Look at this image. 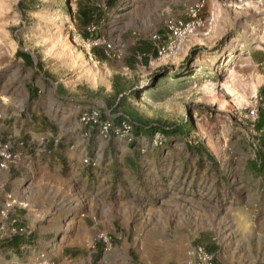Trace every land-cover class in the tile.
<instances>
[{"label":"rangeland","instance_id":"obj_1","mask_svg":"<svg viewBox=\"0 0 264 264\" xmlns=\"http://www.w3.org/2000/svg\"><path fill=\"white\" fill-rule=\"evenodd\" d=\"M196 1L201 24L158 55L150 34L187 21ZM17 2L0 0V264H198L197 246L209 264H264V124L255 126L264 111V0H24L25 10ZM107 42L117 54H104ZM251 106L255 119L244 116ZM90 107L111 126L127 115L136 139L89 127L96 202L73 195L79 213L56 227L30 217L18 225L29 231L24 245L9 250L24 209L14 197L27 187L15 178L29 177L25 144L64 135ZM152 127L161 142L140 152ZM119 196L123 205L112 201ZM111 204L123 215L103 218Z\"/></svg>","mask_w":264,"mask_h":264},{"label":"crops","instance_id":"obj_2","mask_svg":"<svg viewBox=\"0 0 264 264\" xmlns=\"http://www.w3.org/2000/svg\"><path fill=\"white\" fill-rule=\"evenodd\" d=\"M77 114L78 110L75 115ZM38 122V120L36 123L32 122V126L39 124ZM42 122L45 124V120ZM67 123L69 125H66L65 131L67 132L64 135L56 134L51 139L44 136V141L43 139L40 140L41 145L39 147L33 145L32 140L27 141L25 144L23 155L29 177L27 182L22 178L20 180L15 178L16 181L27 184L25 196L22 197L16 194L14 197L15 201L20 203L18 206L24 208L23 214L20 215L21 219L20 217L16 218L17 225L15 226L17 227H20L18 226L19 224L27 226L26 222L30 217V223L34 224L41 221L44 216H47L50 220V223L47 224L55 225V227L65 216L76 217L79 213L81 201L72 198L73 195L77 197V195L82 193L80 196L85 201V205L89 204V206H92L93 202H96L95 198H91L93 197L92 193L95 194L96 190L92 183L94 182L93 177L97 174L96 170L100 167L96 155H91L93 150L92 141L89 138L91 130L83 133V136L80 137L77 133H79L82 126L77 119L75 118L74 121ZM39 125L41 126L42 124ZM82 128L85 129L86 127ZM60 136L63 137L60 138ZM85 157L95 158L98 165L90 166L83 163L82 160ZM81 184L82 187L80 186ZM120 199L121 197L112 201L119 200L118 205H123V200ZM100 201L104 202L105 200ZM110 206L109 212L105 211L103 213V218L112 217L113 213L123 215V212L116 208L115 204ZM117 209L119 212L115 211ZM160 217L159 215L158 218ZM23 230V233L11 234V236H18V243L16 247H10L9 250L16 251L19 246L24 245L23 240L26 239L29 231ZM50 230L52 229L50 228Z\"/></svg>","mask_w":264,"mask_h":264},{"label":"built area","instance_id":"obj_3","mask_svg":"<svg viewBox=\"0 0 264 264\" xmlns=\"http://www.w3.org/2000/svg\"><path fill=\"white\" fill-rule=\"evenodd\" d=\"M201 6L202 2L196 1L194 6L191 7L188 11L189 19L187 21L174 20L171 22H167L165 24L166 29L163 34H160L158 32L151 33L149 38L152 41V50L155 51L158 55L168 54L176 50L182 42L183 38L201 24L200 17L198 15ZM102 48L106 56L115 55L118 53V50L116 48L114 49V47L108 42L104 43ZM244 116L249 119H255L257 117V111L253 106H251L247 109ZM77 121L82 127H86L84 130L85 132L89 130V127L94 125L98 127L99 134L102 137L108 136V129L110 128L116 135L124 136L126 142L136 139V137L133 135L135 122L132 121L127 115H124L122 113L119 114L118 121L115 123V125L112 124L111 126L106 119L105 121L101 119L100 109L96 107H90L89 109L82 110L78 113ZM161 139L162 133H159V130H156L155 132H153L152 136L148 137L147 140H145L143 137L140 139V146L138 150L142 152L145 149L144 147H146L148 143L152 145L160 144ZM5 148L6 145L0 146V155L3 158V161L0 162V168L5 167ZM82 161L83 163L90 166L96 165L95 158L85 157ZM11 232V234L23 233L24 230L19 227L17 229L13 228ZM97 238L104 245L105 249H108L110 247V241L107 235L99 234ZM193 252L198 264L210 263L211 256L203 249L202 246L195 247Z\"/></svg>","mask_w":264,"mask_h":264},{"label":"trees","instance_id":"obj_4","mask_svg":"<svg viewBox=\"0 0 264 264\" xmlns=\"http://www.w3.org/2000/svg\"><path fill=\"white\" fill-rule=\"evenodd\" d=\"M23 1L24 0H18L17 5L22 10H25L28 7L23 6ZM15 54H16L17 57H20L21 59H23L25 63H27V64L32 63L31 57H30V55L28 53H26L24 51L16 50ZM263 124H264V111L260 110L259 114H258V119H257V121L255 123V126H256V128H261V126ZM149 131L152 132L153 131V127ZM261 147H262V151H260L259 154H258V161H259L260 166L263 167L264 166V152H263V150H264V140L261 142ZM5 243L9 247H16L17 243H18V236L12 235L9 239H7L5 241Z\"/></svg>","mask_w":264,"mask_h":264}]
</instances>
